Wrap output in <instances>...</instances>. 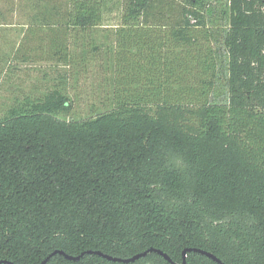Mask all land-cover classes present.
<instances>
[{"label": "trees", "instance_id": "1", "mask_svg": "<svg viewBox=\"0 0 264 264\" xmlns=\"http://www.w3.org/2000/svg\"><path fill=\"white\" fill-rule=\"evenodd\" d=\"M39 3L68 69L0 118L1 264H264V0ZM116 6L82 115L70 89Z\"/></svg>", "mask_w": 264, "mask_h": 264}, {"label": "rangeland", "instance_id": "2", "mask_svg": "<svg viewBox=\"0 0 264 264\" xmlns=\"http://www.w3.org/2000/svg\"><path fill=\"white\" fill-rule=\"evenodd\" d=\"M38 2L40 0H0V118L25 95L39 96L61 85V75L68 69L50 54L49 38L53 37L52 33L60 38L63 31L50 30L42 24L43 4ZM105 14L103 23L106 24L97 27L96 32L99 50L95 53V65L90 71L80 72L82 77L74 89H70L72 94H81L78 105L83 109L82 115L94 99V90L98 95V86L104 80L107 46L114 44V30L120 23L122 11L116 6ZM70 38L74 40V35Z\"/></svg>", "mask_w": 264, "mask_h": 264}, {"label": "water", "instance_id": "3", "mask_svg": "<svg viewBox=\"0 0 264 264\" xmlns=\"http://www.w3.org/2000/svg\"><path fill=\"white\" fill-rule=\"evenodd\" d=\"M150 251L157 252L158 254L162 255L166 260H168L169 262L175 264L173 262V260L171 259V257L167 253H165L164 251H162L160 249H154V248H151L150 250H146L144 252L138 253V254H136V255H134L132 257H129V258L114 257V256H111V255L105 254V253H103L101 251H91L90 250V251H88V253H96L98 255H101V256H103V257H105V258H107L109 260H113V261L132 262V261H135V260H137V259H139V258H141L143 256H146ZM194 251L199 252L201 254H204V255L212 258L214 261L218 262L219 264H225L220 258H218L216 255H214L213 253H211L209 251H206V250H203V249H199V248L194 249ZM56 253L64 254L66 256V258H68L70 260H78V259H80V257L82 255H84V253H83L80 256H72V255H68V254L64 253V251H62V250H56L50 256H48L45 260H43L41 262V264H46L49 261V259L51 258V256H53ZM184 256H186V250L184 251ZM3 262H8V261L7 260H1L0 264L3 263ZM183 264H186V262L183 261Z\"/></svg>", "mask_w": 264, "mask_h": 264}, {"label": "crops", "instance_id": "4", "mask_svg": "<svg viewBox=\"0 0 264 264\" xmlns=\"http://www.w3.org/2000/svg\"><path fill=\"white\" fill-rule=\"evenodd\" d=\"M38 4H40V3L38 2Z\"/></svg>", "mask_w": 264, "mask_h": 264}]
</instances>
